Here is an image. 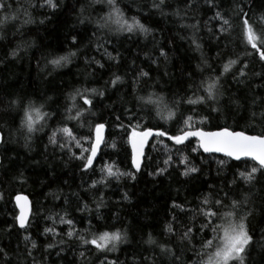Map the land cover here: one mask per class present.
Segmentation results:
<instances>
[{"label":"trees","instance_id":"16d2710c","mask_svg":"<svg viewBox=\"0 0 264 264\" xmlns=\"http://www.w3.org/2000/svg\"><path fill=\"white\" fill-rule=\"evenodd\" d=\"M5 2L12 7L0 10V17L17 8L19 13L16 20L0 25V131L4 137L0 144V193L4 194L0 199V247L8 254L7 259L0 255V264H110L112 261L115 264H199L202 257L193 248L201 250L199 241L212 237L210 229L196 232L191 245L182 243L179 236L184 226L193 221L197 228L200 227L204 218L197 209L203 196L210 191L213 195L219 192L221 197L224 192H229V197L234 199L249 195L250 203L245 207L254 210L248 220L254 243L248 250L250 255L246 257V264H264V179L251 187L237 176V184H231L234 173L246 168L250 170L254 162L204 154L199 149L193 152L198 145L194 139L175 145L166 137H154L144 151L140 171L136 172L128 144L131 128L125 131L118 127L121 122L129 124L125 109H132L133 126L139 123L142 128H162L169 134H177L184 127L182 123H176L181 114L185 117L193 115L194 128L206 131L225 124L248 134L264 131L258 121L240 119L246 115V101L249 112L259 111L251 107V98L264 96V80L254 75L264 72V62L242 40L241 19L235 8L237 0H216L218 7L212 9L204 4V0H194L190 9L186 8L185 0H165L161 9L153 7L159 0H116L124 18L131 22L135 17L151 30L148 34L98 28L95 21L109 12L106 2L88 7L90 0H59L60 6L56 10L39 7L43 0ZM32 4L37 6L33 8ZM248 5H251L253 19L264 13V0H244L246 12ZM82 6L86 8L84 16L88 17L83 24L79 23ZM178 8L181 16L173 15ZM216 11L231 17L230 34L219 33L220 21L213 19ZM29 17L33 23L25 24ZM41 20L44 23H40ZM191 24H198V28L186 27ZM111 28L115 29L116 25L112 24ZM194 38L201 45L200 50L192 43ZM105 49L113 56L119 54L118 60L108 59ZM161 49L167 53V58L160 56ZM14 50L17 52L15 57L12 56ZM71 51H75L76 56L70 57V63L62 67L49 63ZM202 54L211 68L202 64ZM97 60L103 68L96 64ZM229 60H237V64L221 76L225 90L221 105H225L231 96L239 100L241 107L237 110L233 104L231 113L226 109L223 115L212 113L208 122L200 124L199 116L207 114L206 107L189 105L186 101L206 95L204 87L223 72V65ZM198 64L203 71L197 68ZM245 64L247 68H244ZM241 69L246 76H239ZM141 71L149 75L140 77ZM115 75L121 76L122 80L113 86L111 80ZM201 81H205L204 87H200ZM93 88L103 91L104 96L85 93L93 101L90 111H85L78 120L67 119L66 107L72 104L67 100L68 94L76 89ZM138 96L144 97L145 101L149 96L153 100L163 96L169 108H173L175 102L176 118L161 119L156 115V106L137 100ZM12 100H18L20 104L12 105ZM29 101L37 107L43 105L41 112L50 114L35 125L37 128L43 125V131L28 133L26 126L21 125L23 110ZM75 103L79 108H89L79 97ZM70 114L75 116L76 109ZM116 117H120V121ZM99 122L106 124L104 142L93 167L87 172L81 171L80 160L70 159L66 149L61 151L48 144V137L57 128L67 126L79 139L88 133L89 123ZM57 140L63 143L67 137L57 132ZM26 143L28 147H25ZM81 144L83 148H89L87 141L82 140ZM71 147L73 152L80 154L81 149L74 142ZM169 156L170 163L165 166L163 161ZM183 156L188 157L189 166L199 169L197 173L181 175L185 170V165L180 163ZM221 159L227 161L226 166L218 165L217 161ZM106 165H113L114 172L117 169L134 172L137 178L117 180L114 176L108 177L104 184L90 188L94 180L106 175L101 172ZM164 167L167 171L162 175H150ZM21 172L23 179L18 178ZM257 176L259 178V173ZM209 185L214 188L210 189ZM18 193L30 198L31 215L26 229L16 225L8 230L17 215L13 197ZM124 193L128 194L127 200ZM101 197L103 203L97 209ZM173 202L183 205L184 211L173 208ZM229 202L225 200V203ZM84 204L90 211L81 210ZM60 217L71 219L73 225L61 223ZM170 222L175 234L165 230ZM45 228H54L59 235L45 234ZM69 230L76 233L71 239L66 235ZM117 230L126 233V239L118 242L114 251L82 244L77 238L84 235L91 240L102 232ZM149 234L155 244L146 242ZM25 235L36 241L35 249L24 240ZM61 239L64 244L59 243ZM49 243L56 246L47 249ZM160 245L171 249L174 255L162 252ZM81 252L85 253L84 257L80 256ZM177 256L179 259L175 258Z\"/></svg>","mask_w":264,"mask_h":264},{"label":"snow or ice","instance_id":"6c2138e0","mask_svg":"<svg viewBox=\"0 0 264 264\" xmlns=\"http://www.w3.org/2000/svg\"><path fill=\"white\" fill-rule=\"evenodd\" d=\"M107 3L109 7V12L96 20L95 23L98 28H109L110 31L116 32H128L132 33L134 31H139L143 34H148L151 30L147 28L143 23L137 20L135 17L132 18L131 22H128L124 18V14L121 9L117 6L116 0H90V4L88 7H91L94 4L98 3ZM194 0H185L186 8L193 7ZM165 4V0H159L158 3H154L153 7L157 9H161ZM204 4L207 5L209 9L218 7L216 0H204ZM37 5L32 4L31 7L35 8ZM48 7L52 10H56L59 8V0H43L42 3L39 4V7ZM11 4H7L5 0H0V10L10 9ZM236 15L241 19V35L242 40L246 45H249L252 50L258 55L259 60L264 62V13H261L255 19H253V15L251 14V5H248V11L244 10V0H237L235 4ZM86 11L85 7L80 8L79 12V23L83 24L85 19L88 17L84 16ZM19 8L15 10V12H11L9 14L0 17V25L7 23L10 20H16L18 18ZM163 14V13H162ZM25 15H28L25 13ZM175 16H181V10L178 8L173 13ZM213 19L220 21L219 24V33L221 34H230V29L232 28V19L231 17H226L220 11H216ZM25 24L33 23L32 19L24 21ZM40 23H44L43 20ZM115 24L116 28L112 29L111 25ZM186 27H191L193 29L198 28V24L186 25ZM211 32L212 29H209ZM219 38V37H217ZM73 43L76 42V37H72ZM192 43L195 45L197 50H200L201 45L194 38ZM98 47H102V45H98ZM105 52L108 56V59L116 61L119 58V54L113 56L111 52ZM160 56L167 58V53L161 49ZM17 52L14 50L12 52V56L15 57ZM76 56L75 51H71L65 55H61L55 57L49 61L53 66L62 67L67 63H70V57ZM96 64L103 68L104 65L97 60ZM202 64L211 68V65L208 63L207 59H203L202 54ZM237 64V60H229L226 64L223 65V72L211 79L210 83H207V86L204 87L205 81H201L200 87H204V91L206 95L197 96L196 99L188 98L187 104L189 105H201L206 107L207 114L199 116V123L204 124L208 122L212 118V113H217L218 115H223L225 109L231 113V106L233 104L236 105L237 110L241 107L238 99H233L231 96L228 97V101L225 105H221V98L225 95V90L223 85L221 84V76L224 73L229 72L233 65ZM248 65L245 64L244 68H247ZM197 68L203 71L201 65L198 64ZM149 75L148 72L141 71L139 73L140 77H147ZM247 73L241 69L239 71V76L244 77ZM255 76L260 77L264 80V72H256ZM236 79L235 75L233 76ZM122 80V77L119 75H115L114 79L111 80V84L115 86L118 82ZM243 83V81H239ZM264 86V85H262ZM85 93H90L91 95H98L100 97L104 96L103 91H98L97 89H76L73 92L69 93L67 96V100L72 101V104L66 107V111L69 113L67 119L69 120H78L85 111H90V108L93 104L89 95H85ZM77 97L83 100L84 105H88V109H82L77 107L76 99ZM137 100L153 104L156 106V115L164 120H172L176 118V111L173 108L177 107L176 103H173V108H169L167 103L164 100L163 96H158L155 100L152 99V96H149L147 101H145L144 97L138 96ZM12 105H19L20 101L12 100L10 102ZM43 105L39 107L35 106L33 101H29L27 106L24 108V115L21 120L22 127L26 126L28 133H33L36 131H43V125L40 128L35 127L39 120L45 119V117L49 116V113H42L41 108ZM245 116H241L240 119L243 120H252L258 121L261 128L264 129V96H253L251 98V107L259 109V111H248L249 105L247 101L245 102ZM76 109L75 116H72L70 113L73 109ZM143 105H141V109ZM128 114L129 124L125 125L124 123H119L118 127L127 131L128 128H131V131L128 132V142L131 144L132 148V156L131 162L132 167L135 168L136 172H139L141 169V160L140 158L144 155L143 149L144 145L148 141L149 137H166L169 141H172L175 145H182L185 141L189 140L190 137L197 138L198 145L196 148H193L192 151L195 152L198 149H202L204 153H223L225 156L229 157L235 161H242L245 158L250 159L255 162L250 170L245 169L244 171H239L238 174L234 173V179L231 181L232 185L237 184V176L239 180H242L244 184L249 185L251 187H255L256 183L260 182V179H264V131H261L258 134H248L246 131H237L235 128H230L225 124L224 126L217 125L215 131H205L203 128H194V117L193 115L184 116L183 114L176 120L177 124L182 123L184 125L183 128H180L177 134H169L166 130L162 128H156L154 130L153 127L142 128L139 123L136 125H132L131 121L135 118L132 109H125ZM167 115H164V113ZM91 115H95L94 112H90ZM117 121H120V117H116ZM84 125L81 124V127ZM237 126L238 122H237ZM106 124L103 122L88 124V133L86 135H82L79 139L73 133V130L67 126L62 128H57L52 134L48 137V144L53 147H59L61 151L67 150L70 153V159L80 160L82 162L81 171L87 172L90 168L93 167L94 161L97 157V153L100 145L104 142L103 133L105 132ZM139 129V130H138ZM57 132L62 133L67 137V140L63 143H58L57 140ZM28 139H31L29 137ZM87 141L89 143V148H83L81 141ZM4 142L3 134H0V143ZM75 143V146L80 148V154L77 155L72 151L71 144ZM25 147H28V144H25ZM113 147L115 145L113 144ZM168 146L165 145V149ZM47 149V146H46ZM179 151V149H177ZM87 153V155H85ZM171 160V156L163 161L165 166H168ZM188 157L183 156L181 158L180 163L185 165V170L181 173L183 176H189L192 173H197L199 169L195 166L188 165ZM218 165L221 167L227 165V161L221 159L217 161ZM2 166V163H0ZM234 167H239V165H234ZM113 165H106L101 169V172H106V175L103 176L100 180H94L92 184L89 186L90 188H95L98 184H104L108 177H115L119 180L121 177H129L131 180H136V174L134 172H120L113 171ZM165 171H167V167L159 168L155 173H150V175H162ZM259 173V178L257 176ZM19 179H23V173L19 174ZM210 189H213V185H209ZM250 191V189H249ZM3 193H0V199H3ZM124 199H128V194L124 193ZM228 199L230 202L225 203V200ZM15 201L17 206L20 208V212L18 215L14 216V224L8 225V230L18 225L19 229L27 228V212L28 208V198L22 195H16ZM23 202V203H22ZM103 203V199L99 203H97V209L100 208ZM250 203V197L248 194H245L243 199H234L229 197V192H224L223 197H221L219 192H216L213 195V192L210 191L208 194L203 196L201 201V206L197 209L200 216H202L203 222L200 224V227L197 228L195 222L193 221L191 224L184 226V230L180 233L179 239L182 243L191 245L193 240L195 239L196 232H204L205 229H210L213 234L211 238H205L200 240V248L201 250L196 251V254L202 259L199 261V264H246V257L250 255L249 248L253 245L254 239L253 235L250 233L248 220L254 214V210L251 208H246L245 206ZM173 208H179L181 211H184L183 205L177 204L173 202ZM83 210L90 211L87 204L83 205ZM51 219V217H50ZM220 221L216 223V221ZM176 221V217H173V222ZM61 223H67L68 225H73V221L71 219L65 220L64 217H60ZM170 234H175L173 229V223L170 222L166 225L165 229ZM44 233H53L54 236L59 235V233L55 232L54 228H45ZM67 237L71 239L74 235H76L74 230H69L66 233ZM82 244H92L97 249H107L108 251L116 250V246L118 242H121L123 239H126V233H121L119 230L114 232H102L99 236H94L93 239L88 240L84 237V235H79L77 237ZM24 240L31 243V249H35L37 247L36 241L32 240L30 235H25ZM148 244H155L156 241L153 239L151 234H149L148 240L146 241ZM60 244H64L65 241L61 239L59 241ZM111 245L109 248L108 246ZM56 245L49 243L46 245L47 249H52ZM162 252H167L170 255H174L172 250L169 248H165V246L160 245ZM31 249L28 250V255H32ZM210 250V251H204ZM0 255H2L5 259H7V252L3 247H0ZM59 255V252L57 253ZM85 253L81 252L80 256L84 257ZM206 257V258H204ZM179 259V257H175ZM110 264H115V261L110 262Z\"/></svg>","mask_w":264,"mask_h":264},{"label":"water","instance_id":"95a60500","mask_svg":"<svg viewBox=\"0 0 264 264\" xmlns=\"http://www.w3.org/2000/svg\"><path fill=\"white\" fill-rule=\"evenodd\" d=\"M206 131V130H205ZM211 131H215V130H211ZM0 134H2L1 133V131H0ZM103 136H104V133H103ZM154 138V136L153 137H149V139H148V141L146 142V144L144 145V149H143V153H144V151H145V149H146V147H147V145H148V143L152 140ZM189 139H194V140H196L197 141V138H195V137H190ZM198 142V141H197ZM129 143V142H128ZM1 144V143H0ZM103 144V143H102ZM102 144L100 145V147H99V150H98V153H99V151H100V149H101V146H102ZM129 147H130V150H131V156H132V148H131V144L129 143ZM201 152H203V150L202 149H199ZM98 153H97V155H98ZM204 153V152H203ZM204 154H215V155H221V156H224V157H227V156H225L223 153H204ZM142 158H143V156L140 158V160H141V164H142ZM229 158V157H228ZM244 160H250V159H247V158H245ZM0 161H1V157H0ZM251 161V160H250ZM253 162V161H252ZM255 163V162H254ZM131 164H132V162H131ZM135 169V168H134ZM16 195H22V196H26L27 198H28V208L26 209V212H27V217H28V220H29V217H30V215H31V200H30V198L26 195V194H23V193H18V194H16ZM15 195V196H16ZM15 196L13 197V202H14V205H15V207H16V209H17V215L19 214V212H20V208L17 206V203H16V201H15ZM23 203V202H22Z\"/></svg>","mask_w":264,"mask_h":264},{"label":"bare ground","instance_id":"6f19581e","mask_svg":"<svg viewBox=\"0 0 264 264\" xmlns=\"http://www.w3.org/2000/svg\"><path fill=\"white\" fill-rule=\"evenodd\" d=\"M129 144V143H128ZM130 148V147H129ZM131 151V150H130Z\"/></svg>","mask_w":264,"mask_h":264}]
</instances>
